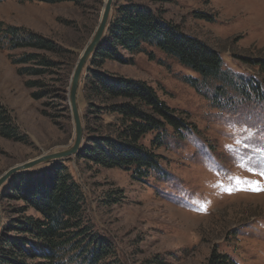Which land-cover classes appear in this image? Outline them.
Here are the masks:
<instances>
[{
  "label": "rangeland",
  "instance_id": "rangeland-1",
  "mask_svg": "<svg viewBox=\"0 0 264 264\" xmlns=\"http://www.w3.org/2000/svg\"><path fill=\"white\" fill-rule=\"evenodd\" d=\"M129 1L160 11L185 34L216 48L222 68L235 78L257 74L244 60L264 59V0ZM104 2L0 0V37L4 26H14L48 37L79 57L96 29ZM147 51L154 59L139 53L131 56L130 64L106 61L103 69L114 76L145 80L170 107L184 112L194 131L178 137L169 130L156 150L161 171L141 180L133 179L130 171L78 161L75 155L65 161L84 190L86 217L93 231L112 242L110 263L208 264L212 253H221L237 264H264V191L236 190L249 185L233 184L229 177L240 176L262 185L264 180L238 167L226 150L231 145L240 154L256 155L252 149H264V104L254 95L246 99L232 90L215 95L221 85L219 78L208 79L197 89L186 81L196 74L159 50L147 46ZM31 52L10 49L0 42V102L10 110L21 137L0 135V175L16 164L64 150L74 139L67 89L75 64L70 65L69 58L43 53L54 65H44L39 74H28L21 69H29L34 61H13ZM85 68L77 91L81 114L86 109ZM30 80L38 81V87H29L26 82ZM35 92L43 96L34 98ZM238 139L249 142L251 149L237 147ZM205 152L221 167L206 163ZM221 184L233 190L224 191ZM116 188L120 191L113 197L119 200L100 205V199L108 201L107 194ZM13 203L0 193L2 223Z\"/></svg>",
  "mask_w": 264,
  "mask_h": 264
},
{
  "label": "trees",
  "instance_id": "trees-1",
  "mask_svg": "<svg viewBox=\"0 0 264 264\" xmlns=\"http://www.w3.org/2000/svg\"><path fill=\"white\" fill-rule=\"evenodd\" d=\"M29 1L60 3L75 0ZM199 17L210 20L204 14ZM2 30L0 42L10 49L33 50L13 61H34L29 69H21L23 72L39 74L44 65L53 66L43 53L69 58L70 65L77 60V53L39 33L23 32L10 25ZM147 46L196 74L197 77H188L186 81L197 89L208 79L219 78L221 85L216 87L215 95L232 90L246 99L254 95L264 104V59L244 60L257 74L235 78L229 70L222 68L216 48L185 34L177 24L165 20L160 11L129 0H114L105 34L85 65L83 96L86 109L81 114L84 133L75 157L99 168L130 171L131 177L138 180L161 171V156L156 150L163 145L169 130L182 137L185 132L195 129L184 112L170 107L145 80L114 76L103 69L106 61L130 64L131 56L139 53L154 59ZM26 84L38 87L39 82L30 80ZM33 96L41 98L43 94L35 92ZM105 117L109 119L104 121ZM12 121L10 110L0 102V135L19 139ZM91 122L97 125L95 129ZM102 129L108 132L95 133ZM148 135H152L151 139L144 143ZM69 159L15 173L2 186V199H11L14 203L9 204L1 226L0 264H111L112 242L93 231L89 224L86 195L65 164ZM119 191L114 189L107 194L110 199H100L99 204L117 202L119 199L113 194ZM5 205L6 202L1 204L2 208ZM27 210L32 212L27 213ZM208 264L237 263L227 254L212 253Z\"/></svg>",
  "mask_w": 264,
  "mask_h": 264
},
{
  "label": "water",
  "instance_id": "water-1",
  "mask_svg": "<svg viewBox=\"0 0 264 264\" xmlns=\"http://www.w3.org/2000/svg\"><path fill=\"white\" fill-rule=\"evenodd\" d=\"M113 2L114 0H105L103 10L101 13V17L96 26V29L92 37L90 38V40L84 47V49L81 51L75 63L72 74H71V78H70L68 89H67V102L69 105L71 119H72L73 128H74V139H73L72 144L64 150H60V151L53 152L50 154H44L33 160L26 161L24 163H19V164H16L8 168L5 172H3L0 175V188L15 173L29 170L42 163H47L51 161H57L60 159L68 158L72 155H75L79 151L80 146L83 141L84 127H83L81 113H80V109H79V105L77 101V91H78V87L82 79V74H83L85 65L91 58L95 48L101 42L105 34L107 24L110 19ZM1 226H2V215H1V210H0V231H1Z\"/></svg>",
  "mask_w": 264,
  "mask_h": 264
},
{
  "label": "snow or ice",
  "instance_id": "snow-or-ice-1",
  "mask_svg": "<svg viewBox=\"0 0 264 264\" xmlns=\"http://www.w3.org/2000/svg\"><path fill=\"white\" fill-rule=\"evenodd\" d=\"M236 146H243L245 149H251V144L246 141L236 140ZM226 150L233 156V159L237 163V166L242 168L245 171H248L251 175H259L262 180H264V149H252V152L259 156V159H256V155L250 153L240 154L236 151L231 145L226 146ZM205 161L206 163L211 162L216 168L221 166L216 165L214 158L210 154L205 152ZM229 180L233 184H246L249 185V188H237L236 190H252V191H264V185L260 181H251L247 178L240 176H230ZM224 191L231 192L233 189L231 187H224L221 184Z\"/></svg>",
  "mask_w": 264,
  "mask_h": 264
}]
</instances>
